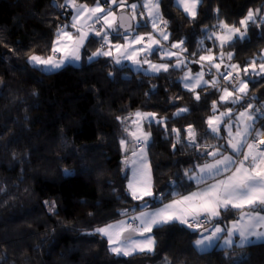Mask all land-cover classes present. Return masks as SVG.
Masks as SVG:
<instances>
[{"label": "trees", "instance_id": "1", "mask_svg": "<svg viewBox=\"0 0 264 264\" xmlns=\"http://www.w3.org/2000/svg\"><path fill=\"white\" fill-rule=\"evenodd\" d=\"M57 4L64 0H0V264H264V241L200 252L194 244L198 232L179 224L153 228L155 250L131 256H116L95 232L144 206L162 204L156 198L133 199L127 189L131 167L125 159L144 147L131 140L136 112H153L154 120H162L150 124L145 119L143 128L151 133L145 150L163 203L198 186L184 172L192 169L194 174L196 165L213 160L206 151L229 150L225 134L212 133L207 121L221 88L234 84L227 85L220 73L219 85L193 91L182 86L181 77L196 67L192 58L209 51L224 54L222 73L235 64L243 76L264 50V21L250 22L246 39L223 46L209 35L221 30V21L240 27L250 9L263 10L264 0H201L195 18L174 0H160L170 34L167 44L182 40L188 62L178 68L177 56L154 52L153 59L170 65L167 72L154 74L116 64L113 57L90 61L101 45L95 35L87 41L80 65L47 72L31 64L32 55H53L58 28L71 21L70 10ZM137 28L151 31L146 18ZM119 32L114 36L125 33ZM255 77L259 82L251 83L239 107L251 100L263 104L264 75ZM180 109L187 111L176 115ZM190 126L195 144L189 143ZM121 139L127 140V150ZM47 200L56 202L54 212ZM239 213L230 209L212 223L228 224Z\"/></svg>", "mask_w": 264, "mask_h": 264}, {"label": "snow or ice", "instance_id": "2", "mask_svg": "<svg viewBox=\"0 0 264 264\" xmlns=\"http://www.w3.org/2000/svg\"><path fill=\"white\" fill-rule=\"evenodd\" d=\"M177 4L183 8L185 13H188L191 17L195 18L197 5L201 4V0H176ZM108 5L105 8L103 5ZM115 5L118 8L123 9L127 7L130 11L129 16H122L121 21H127L129 19L135 21L137 16V9H146L140 11L139 15L146 18L150 22L151 28L156 30L159 35L168 40L169 33L165 30L167 27V21L163 19L160 12V0H144L143 4L131 3L127 4L126 0H95L94 6L89 7L85 3H78L77 0H64V4H57V7H68L74 10V15L71 17V24H65L58 28L56 33V39L53 42L51 51L53 54L61 51L62 49L57 45L61 41H65V55L59 60H55L53 56H49L46 59L38 55H32L29 57V62L38 67H50L59 69L65 65L66 62L73 60L79 61L81 59L79 50L83 47L89 33L84 31V27L87 26L92 29L95 36L100 37L101 47L93 52L88 59L91 61L95 57L105 56L112 57L115 48L119 54L114 57L115 63L120 64L121 58L124 60H130L136 65H149V68L153 72L169 70L167 63L153 64L146 57L154 52H163L164 56L171 58L177 54L168 50L164 51L160 45V41L155 39L151 32L147 34V39L144 35L137 32L134 36L129 38L127 32L131 29V25L125 31L123 39L127 41L126 44L113 45L109 39V31L113 30L120 35L119 28L114 27L116 22V15L112 9ZM260 10H249L244 19L239 21V24L244 28V32H241L239 27H230L223 21L220 22V27L226 30V35L217 36V39L221 42V46L224 43H232L233 39L242 40L247 38V29L249 22L256 24L257 16ZM91 22V23H89ZM101 24V29L93 28L94 24ZM138 24V22H137ZM164 25L161 28L160 25ZM79 25V27H78ZM75 29V35L73 32L68 31V28ZM123 27V24L120 25ZM183 41L179 43L171 44V48L182 49ZM142 44L140 48H135L134 45ZM155 46V47H153ZM107 48V50H105ZM138 53H144L143 59H136ZM201 61L207 59L211 61L213 57L200 56ZM223 61V53L220 57ZM228 59H232V54H228ZM179 60V57H177ZM256 61L250 62L253 69L252 73H249L248 67H245L243 71L249 75V80L253 75H264V60L259 63V71H256ZM176 67H182L181 63H177ZM219 69L220 65H211ZM210 66V67H211ZM228 71L221 73L223 79H228L231 76L232 71L238 70V65H228ZM204 72L201 71L196 74L195 77H184L186 88L195 90V86L201 83V79ZM239 80V76L233 78ZM249 81L240 80L239 84L234 88V91L243 95L232 97V93L227 88L222 89L223 95L220 97L222 101H228L231 98V103L236 104L240 102L244 96L247 95L246 89ZM205 84L208 81H204ZM213 85L216 81H212ZM231 83V81H230ZM200 99L197 94L195 97ZM245 110L239 112V121L234 125L233 123H226L229 138L227 139V145L231 149L232 154H225L217 147L211 152L206 151V155L212 156L214 159L212 162H206L202 165H196L195 168L198 172L193 174V170H185L184 175L189 180H194L197 183H206L208 178L215 177L221 173H229L225 178L216 180L215 183L208 184L207 187L192 192L188 195L181 196L179 199H173L170 203H163V194H156L151 189V175L150 167L148 166L146 159V146L151 136L150 132L137 135L135 132L130 133L135 137L137 143L143 145L139 151L133 150L132 156L137 157L133 160V164H138L133 170V179L128 183L129 194L133 199L144 200L145 197L159 199L162 203V207L156 208L152 211L142 210L139 215L133 216L131 219L138 221V225L133 227L132 224L126 221H118L115 225L109 224L104 227L95 229L96 233L106 237L109 243L110 251L116 256H131L135 252H153L155 250V238L149 236L146 239L140 240L135 238H123L125 232L131 231L143 236L145 232L150 233L152 228L163 227L165 225L179 224L193 231H197L200 235L199 239L194 241L195 246L200 252H206L209 249L216 246L217 242L223 239L224 246H230L233 244L234 235H238L240 239V246L244 247L248 244H252L255 241L264 240V231H258V228H264V215L261 211H264V131L256 128V112H264L261 109H255L253 111V105L251 102L244 106ZM213 110H216V104L213 102ZM187 111V109H180L176 115L180 112ZM135 117H148L149 123H162V120H154V113H140L134 114ZM224 116H232V110L228 109L226 113H221V119ZM124 122L125 118H117ZM136 121H133L135 123ZM222 123H225L221 120ZM209 129L212 133L218 134L220 128L218 125H213V119L210 118L207 121ZM235 126V133L233 128ZM127 131V129H125ZM174 132H179L177 129H173ZM189 143L195 144V132L191 126L187 130ZM179 140V135L177 136ZM120 144L126 146L127 140L121 139ZM175 148V145H173ZM199 147V145H197ZM127 150V149H125ZM70 173L66 172V175ZM248 208L250 211L245 212L244 209ZM259 208L260 211H256ZM230 209L240 210L241 216L239 220L233 221L230 228H223L217 224L209 235H204L208 229L204 227L205 221H211L219 218L222 212H227ZM51 210V209H50ZM247 217L246 223H241ZM203 218V219H202ZM202 229V231H200ZM224 234V235H220ZM253 238H255L253 240Z\"/></svg>", "mask_w": 264, "mask_h": 264}, {"label": "rangeland", "instance_id": "3", "mask_svg": "<svg viewBox=\"0 0 264 264\" xmlns=\"http://www.w3.org/2000/svg\"><path fill=\"white\" fill-rule=\"evenodd\" d=\"M77 2L80 3L79 1H77ZM101 2H102V1H101ZM143 2H144V0H141L140 3H137V4L142 5ZM174 2H175V4H176L180 9H182V11H183V8L180 7V6L177 4L176 0H174ZM85 4H86V3H85ZM102 4H103V2H102ZM87 5H88L89 7L94 6V5H89V4H87ZM199 5H200V4H199ZM199 5H197V8H196V15H197V13H198ZM103 6H104L105 8L108 7V5H106V4H104ZM67 8H68V7H67ZM68 9L70 10V12H71V17H72V16L75 14V13H74V10H73L72 8H68ZM112 9H113V11L115 12V15H116V22H115L114 27H118V28H119L118 15H119V12H120L122 9H121V8H118V7L115 6V5L112 6ZM123 9H124V8H123ZM257 9H259V8H257ZM257 9H256V10H257ZM259 10H260V12H261V9H259ZM140 11H145V13H146L147 10H146V9H142V8H138V9H137L136 20L134 21L135 28L127 32L129 38L131 39L132 36H134L137 32H139L141 35H144V36L146 37V39H147V34H148L149 32H151L152 35H153V37H154L155 39H157V40L160 41V45H161V47H162V49H163L164 51H168V50H170V51L176 53V54H177V55H176L177 57H180V59L177 60V61L175 62L174 65H176L177 63H181V64L184 66V65L188 62V61L186 60V57H184V56H185L184 51H181L180 48H171V47H170L171 45H168V44H167V42H168L169 39H170V34H169V38H168V40H164V39L159 35V33H158L156 30L152 29V28H151V31H144V30H140L139 28H137V26H139L140 24H142V20L145 19L144 17H141V16L139 15ZM160 12H161V7H160ZM183 12H184V11H183ZM161 13H162V12H161ZM184 13H185V12H184ZM186 14L189 15L188 13H186ZM162 16H163V15H162ZM189 16H190V15H189ZM163 19H164V17H163ZM243 19H244V18H243ZM257 19H259L260 21H264V10H263V14L259 13V15L257 16L256 20H257ZM164 20H165V19H164ZM137 22H138V24H137ZM89 23H91V22H89ZM148 23L150 24L149 21H148ZM249 23H250V22H249ZM65 24H71V21L68 22V23H65ZM65 24H63V25H65ZM63 25H62V26H63ZM150 26H151V25H150ZM60 27H61V26H60ZM78 27H79V25H78ZM160 27H161V28H164V25L161 24ZM230 27H232V26H230ZM93 28H95V29H101V24H99V23H98V24H94V25H93ZM239 28L241 29V32H244V28H243L242 26H240ZM67 30L73 32L74 35L76 34V33H75V29H72V28L69 27ZM165 30H166V29H165ZM84 31L88 32L89 35H88V37H87V39H86V41H85L83 47H81L80 50H79V54H80L81 59H80L79 61H73V60H70V61L66 62L64 66H66L67 64H70V63L76 64V65H80L81 62L83 61V53H82V52H83V49H84V47H85L87 41H88L93 35H95L94 32L92 31V29L89 28V27H87V26L84 27ZM166 31H167V30H166ZM167 32H168V31H167ZM115 33H116V31H113V30H110V31H109V39L111 40V42H112L113 45H115V44H117V43H119V44H126V43H127V41H125V40L123 39V35H121L120 37H115V36H114ZM168 33H169V32H168ZM223 35H226V30L221 28V30H218V31H215V30H214V31L212 32V34L209 35V38L215 37V39L218 41V43L221 44V42L217 39V36H223ZM234 39H235V38H234ZM234 39H233V40H234ZM180 41H182V40H180ZM180 41H175L174 43H179ZM65 43H66L65 41H61L60 44L57 45L58 47H60V48L62 49L61 51L58 52V53L61 55L60 57H55L54 55H51V56H53V58H54L55 60H59L61 57H63V56L65 55V51H63V49H64V47H65ZM226 43H227V42H226ZM226 43H224V44H226ZM142 46H145V45H142V44L134 45L135 48H140V47H142ZM100 47H101V46H100ZM153 47H155V46H153ZM181 48L184 49V48H183V45H181ZM105 50H107V48H106ZM112 51H113V56H112L113 58L116 57L117 55H119V54L116 52L115 48H113ZM162 53H163V52H159L160 55H162ZM221 53H222V52H220V53H216V52H214V51H209V52H205L204 54L201 55V56H205V57H208V56L213 57V59H212L211 61H209V60H207V59L201 61L199 58H198V59H193V58H192V59L190 60V62H196L197 65H196L195 68H194V67H189V68H187V69L184 71V73H183V75H182V77H181L182 86H183L184 88H186V87L184 86V84L186 83V81L184 80V77H185L186 74H187L188 76L195 77L196 74L199 73V72H201V71L204 72V75H203V77H202V79H201V83H200L198 86H195V91H197L199 88H202V87H207V86L215 87V86L219 85V82H220V73H222L223 66H224V60L221 61V59H220V57H221ZM223 55H224V54H223ZM135 58H136V59H143V58H145V57H144V53H138L137 56H136ZM146 58H147L149 61H151V63H153V64L165 63V62H160V61H159L158 59H156V58L153 59L152 54L148 55ZM45 59H46V58H45ZM254 60L257 62V63H256V71L258 72V71H259V63H260L262 60H264V50H263L261 56H257ZM120 64H126V65L130 66L134 71H140V72H143L144 74H152V73L154 74V73H157V72H153V71H151L150 68H149V65H147V64H144V65L140 66V65L133 64L132 61H130V60H124L123 58H121V63H120ZM215 64H219V65H220L219 69H217V68L214 67V66H211V65H215ZM64 66H63V67H64ZM169 66H170V65H169ZM183 66H182V67H183ZM210 66H211V67H210ZM63 67H61V68H59V69H56V68H50V67H42V68H43L44 71L50 72V71L60 70V69H62ZM246 67H248L249 73H252L253 69H252L251 65L249 64V65H247ZM178 68H181V67H178ZM238 68H239V67H238ZM233 73H234V72H233ZM241 73H242V70L240 69V72H239V75H238V76H239V79H240V80H243V81H249L248 84H247V89H246V92H247V94H248V91L250 90V85H251V82H250V80H249V75H247V74L243 71V76H241ZM255 76H256V75H253V76H251V77H255ZM257 76H261V75H257ZM234 77H236V75H233L232 78H231V80H230L231 83H230V81H229V83L227 84V85H232V84H234V85L229 86V87H224V88H227L228 91H229L230 93H232V97H235V96H238V95H243V94H241V93H237L236 91H234V88H235V87L239 84V82H240V80H234V79H233ZM258 78H259V77H258ZM204 81H208V83L205 84ZM212 81H216V84L213 85ZM257 82H259V81H257ZM255 83H256V82H255ZM224 88H221V91H222V89H224ZM186 89L191 90V88H186ZM223 94H224V93H223V91H222L220 97H221ZM220 97H219V100L215 103V104H216V110H215L214 114H213L210 118L213 119V125H214V126L218 125L219 128H220L219 133L216 134V135H222V134H225L226 138L228 139L229 136H228V131H227V128H226V123H233V124L235 125V124L239 121V115H238L239 112L245 110L244 106H240V107H239V104H240L241 101H243L244 99L247 98V95L244 96V98H243L240 102H238V103H236V104H232V103L230 102L232 97H229L228 101H222V100L220 99ZM250 102H251L252 105H253V111H254L256 108H258V107L264 105V104H262V103H261V104H257V103H256L255 101H253V100H251ZM248 103H249V102H248ZM263 103H264V102H263ZM225 104H227V105L224 106V107H222V105H225ZM228 109H231V110H232V116H231V117H229V116H224V117H222L221 119H216L217 117H220V114H221V113H226V112L228 111ZM138 112L142 113L141 111H138ZM136 113H137V112H136ZM151 113H153V112H151ZM255 114H256V113H255ZM256 116H257V120H256V128H259V127L257 126L258 120H260V121H264V117H263V116H260V115H258V114H256ZM154 118H155V117H154ZM210 118H209V119H210ZM145 119H149V118H148V117H140V118H137V117H135V115H133V117H132L131 120H132V122H133V121H136V122L134 123V127L131 128L130 133L135 132L137 135H142V133L148 132L147 130H145V129L143 128V123H144V120H145ZM221 120H223L225 123H222ZM233 133H235V126H234V128H233ZM131 137H132L131 140H133V141L136 140L135 137H133L132 135H131ZM126 146H127V144H126ZM126 146H123L124 149H126ZM227 147H228V145H227ZM228 148H229V147H228ZM132 149H134V148H131V150H132ZM219 149H220V151H221V148H219ZM131 150H130V152H131ZM134 150H136V149H134ZM136 151H139V150H136ZM136 159H137V157L132 156V152H131L130 156H127L126 159H125L126 164H127V165L129 164L130 167H131V172H130V177H129L128 183H129L130 180L133 179V170H134L136 167H138V164H133V163H132V161H133V160H136ZM146 159H147L148 166L150 167V170H151V172H150V175H151V189H152V191H153L154 193H156V192H155V186H154L153 171H152L151 163H150L149 159L147 158V155H146ZM196 172H198V170H197ZM194 173H195V172H194ZM128 183H127V189H128ZM128 192H129V189H128ZM164 203H165V202H164ZM46 205H47V208H48V210H49L50 212H54V211L57 209V205H56V202H55L54 200H47V201H46ZM147 207H148V206H144L141 210H145V211H147L148 209H149V210H151V209H156V208L161 207V204H160V205H157V206L149 207V208H147ZM50 209H51V210H50ZM139 212H140V211H139ZM131 218H132V216H125V217L119 218V219H117V220H114V221H112V222H109V223H107V224H104V225H102V226H98V227H96L95 229L100 228V227H104V226L109 225V224H113V225H115L118 221H126V222L129 223L130 220H132ZM210 224H211V221H209V223L205 226V228H207ZM135 227H136V226H135ZM125 233H126V232H125ZM125 233L123 234V238H124V239H127V238H125ZM145 234H146L145 236H138V237H137V236H132L131 238H135V239L143 240V239L148 238L149 236L154 237V236L152 235V233L147 234V233L145 232ZM204 235H206V234H204ZM199 237H200V236H199ZM105 238H106V237H105ZM106 239H107V238H106ZM109 246H110V245H109ZM110 247H111V246H110ZM209 250H210V249H209ZM137 252H139V251H137ZM137 252H135V253H137ZM145 252H147V251H145Z\"/></svg>", "mask_w": 264, "mask_h": 264}, {"label": "crops", "instance_id": "4", "mask_svg": "<svg viewBox=\"0 0 264 264\" xmlns=\"http://www.w3.org/2000/svg\"><path fill=\"white\" fill-rule=\"evenodd\" d=\"M263 10H264V8H263ZM263 10L260 12L261 14H263ZM100 46H101V45H100ZM223 68H224V66H223ZM263 104H264V103H263ZM257 126L259 127V128H257L258 130L264 131V122H263V123H257ZM140 148H141V147H140ZM140 148H138V150H139ZM225 154H232V153H231V149L229 148V150H228L227 152H225ZM212 161H213V160H210V161H207V162H212ZM205 163H206V162H205ZM227 175H229V173H221V174H219V175H217V176H215V177L208 178L207 181H206V183H197V182L195 181V182L198 184V186H197L195 189H193V190H191V191H189V192H187V193H184V194L178 195V196L174 197L173 199H179L181 196L188 195V194H190V193H192V192H197V191H199V190H201V189L207 187L208 184L215 183L216 180L225 178ZM173 199H171V200H169V201H166L165 203H170ZM161 207H162V204H161ZM147 208H149V207H147ZM152 210H154V209H151V210L148 209L147 211L150 212V211H152ZM139 211L141 212L142 210H139ZM139 211L136 212L135 215H130V216L133 217V216H137V215H139V213H140ZM144 211H145V210H144ZM244 211H245V212H248V211H250V209L245 208ZM256 211H260V209L257 208ZM222 213H223V212H222ZM261 214L264 215V211H261ZM221 215H222V214H221ZM240 216H241V212L239 213V216H238L237 218L231 220L228 224L212 223V222L215 220V219H213V220H211V224L207 227V229H209V232L204 233V234L209 235V234L211 233L212 229H213L217 224H219V225H220L221 227H223V228H230V227L232 226V222H233V221H236V220H239V219H240ZM130 221H131V220H130ZM137 222H138V221H137ZM246 222H247V217H245L244 220H241V223H242V224H243V223H246ZM153 228H155V226H154ZM153 228H152V229H153ZM258 231H264V228H258ZM146 233H147V234H150L151 232H150V233L146 232ZM220 235H224V234H220ZM199 236H200V235H199ZM199 236L197 237V239L200 238ZM254 239H255V238H253V240H254ZM260 241H264V240H260ZM255 242H259V241H255ZM216 245L219 246V247H222V248H229V247H233V246H236V245H240V239H239L238 235H234V237H233V244H232V245H230V246H224V244H223V239H221L220 241H218Z\"/></svg>", "mask_w": 264, "mask_h": 264}, {"label": "water", "instance_id": "5", "mask_svg": "<svg viewBox=\"0 0 264 264\" xmlns=\"http://www.w3.org/2000/svg\"><path fill=\"white\" fill-rule=\"evenodd\" d=\"M122 16H129L130 17V11L128 10V9H126V8H124V9H122L120 12H119V15H118V23H119V28L122 30V31H126L128 28H129V25H131V29L130 30H132V29H134V27H135V25H134V21L133 20H131V19H129V20H127V21H121V17ZM121 24H123V27H120V25ZM129 30V31H130ZM226 55V57H227V54H225ZM240 80V79H239ZM260 80V78H258V77H251V79H250V82L251 83H254V82H257V81H259ZM207 232H209V229H208V231ZM207 232H204V233H207ZM203 233V234H204ZM146 234L144 233V235L143 236H145ZM132 236H141V235H139L138 233H134V232H131V231H128V232H126L125 233V238H129V237H132Z\"/></svg>", "mask_w": 264, "mask_h": 264}, {"label": "built area", "instance_id": "6", "mask_svg": "<svg viewBox=\"0 0 264 264\" xmlns=\"http://www.w3.org/2000/svg\"><path fill=\"white\" fill-rule=\"evenodd\" d=\"M53 54V53H52ZM55 57H60L61 55L57 52V53H55V54H53ZM229 69H228V67H226V69L224 70V72H226V71H228ZM223 72V73H224ZM234 72V73H233ZM239 72H240V68H238V70H236V71H232V74H231V76H229L228 77V79H223L226 83H229V81L231 80V78H232V76L233 75H239ZM256 109H261V111L262 112H264V105L263 106H260V107H258V108H256ZM256 114H258V115H260V116H263L264 117V115H262L261 114V112H256ZM203 219V218H202ZM130 224H132L133 225V227H135V226H137L138 225V222L137 221H134V220H131L130 222H129ZM209 223V221H205V223H204V227L207 225Z\"/></svg>", "mask_w": 264, "mask_h": 264}]
</instances>
